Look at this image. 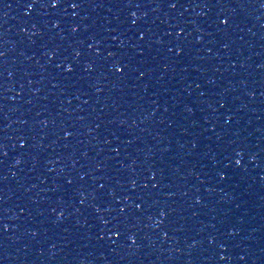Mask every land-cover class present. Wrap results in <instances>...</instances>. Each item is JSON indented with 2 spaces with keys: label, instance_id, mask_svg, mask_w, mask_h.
<instances>
[{
  "label": "water",
  "instance_id": "water-1",
  "mask_svg": "<svg viewBox=\"0 0 264 264\" xmlns=\"http://www.w3.org/2000/svg\"><path fill=\"white\" fill-rule=\"evenodd\" d=\"M133 2L0 0V264H264L262 0ZM110 51L147 74L121 82ZM119 208L126 234L101 231Z\"/></svg>",
  "mask_w": 264,
  "mask_h": 264
},
{
  "label": "snow or ice",
  "instance_id": "snow-or-ice-1",
  "mask_svg": "<svg viewBox=\"0 0 264 264\" xmlns=\"http://www.w3.org/2000/svg\"><path fill=\"white\" fill-rule=\"evenodd\" d=\"M92 2V0H20V6L26 9H34L37 5H39L40 7H50L52 9H56L59 7H63V6H67L73 10L76 9H80L83 8L87 5H90ZM166 2L168 3V7L170 8H176L177 7V2H172V0H166ZM97 6H103V5H97ZM126 7L132 8L135 7L137 9L141 8L142 5L141 3H134L133 0H126L125 3ZM198 7L201 5H197ZM204 7H208L209 4L205 3L204 5H202ZM215 6V5H212ZM243 6V5H241ZM260 7L264 8V0H262ZM78 14V13H77ZM131 16L132 17H137V13L136 12H131ZM216 21H217V27L219 29H221L222 32H227V29L229 28L230 24L233 22V18L232 17H228V16H223V14L218 15L216 17ZM136 23V20H133V24ZM33 27H35V25H33ZM53 27H59V23L58 22H53ZM71 31L73 33H76L79 31V25L76 26H71ZM167 35H171V33H167ZM177 35H179V33H177ZM147 36V33H143L140 35V40L143 41L145 39V37ZM91 39V37H90ZM115 39V38H114ZM157 44L161 43L160 40L156 41ZM90 47H93L90 45ZM169 52H175V54L177 56L181 55L184 52V47L181 46L179 43L177 44V46L175 48L169 47L168 48ZM52 55H54L55 53H51ZM0 55H3V53H0ZM81 53L77 52L76 56H80ZM97 56L100 55L99 52L96 53ZM118 53L117 52H113L110 51L108 52V58L113 59V63L111 64L109 71H112L114 73L115 76H117L121 82H123V80L127 77V75L135 73V72H140V74L146 75L147 73H144L141 71V69L137 68L136 66L132 65L131 63L128 62L127 59L125 58H118ZM141 55H143V53H141ZM64 63H67V60H65ZM64 63H61L60 65H57V67H64ZM93 67V65L91 63L87 64L85 67V70H91ZM65 71L69 74L73 73L76 71V64L75 63H71L68 64V66L65 68ZM209 83H212V81H209ZM145 89H147V85L144 86ZM199 87V85L197 86ZM204 93H201V95H203ZM221 107H224V104L220 105ZM167 110V109H165ZM186 110L191 113L192 112V108L191 107H187ZM233 119V117L231 115H228L226 117V121H231ZM72 133L71 132H65V139H67L69 136H71ZM23 139V138H22ZM27 144V140H24L21 144L20 147L24 148ZM193 148L196 147V144L193 143ZM4 145L2 143H0V151H3ZM114 152L119 153V148H115L113 149ZM3 155L7 156V152H3ZM237 155H239V153H237ZM20 161L17 160V163H19ZM2 163V162H0ZM235 163L237 165L240 164V160H236ZM150 172V176H151V180L152 181H156V177H157V173L155 171H153L152 169H149ZM222 179L224 177H221ZM6 179V177H5ZM81 179H83V176L81 177ZM163 180V176H161V180L160 181H156L155 183H152V188L156 189L159 187V184L162 182ZM69 185H71L73 182L71 180H68L67 182ZM137 181L135 179L131 180V188L133 190H135ZM123 186V185H122ZM142 188L147 189L148 188V184H142L141 185ZM105 188V184H100L99 185V189H97L96 191L99 192V190L104 189ZM102 198V197H101ZM148 199H151V195L149 194ZM126 200H132L131 196H127L125 197ZM146 197L144 195H137L136 196V200L141 201V203H135V201L133 202L132 205H129L130 208L133 209V211L135 213H143L144 211V201H145ZM200 200H196L195 203L196 204H200ZM81 203H83V201H81ZM118 203V201H117ZM121 214H124L123 216ZM60 217L63 216V212H61ZM168 215V213H166V211L164 209H160L158 212V216L159 217H166ZM59 218V217H58ZM129 219V215L126 212V209L124 208H119L117 209V215L113 217L112 220H106V219H101V231L107 230L108 232H115L117 235H125L126 234V229H125V225L127 223ZM149 220L152 219V216L148 217ZM164 223L163 219H157L156 220V224L157 225H161ZM3 231L7 232L8 228L7 225H3L2 226ZM33 236L36 235L35 232L31 233ZM97 238L100 240L104 239L103 235L97 234ZM127 239L131 240V242L133 244L136 243V239L134 238L133 235H127ZM192 247H195V245H192ZM241 259H244L243 257H241Z\"/></svg>",
  "mask_w": 264,
  "mask_h": 264
}]
</instances>
